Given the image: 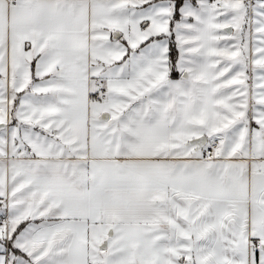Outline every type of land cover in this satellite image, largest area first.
I'll return each mask as SVG.
<instances>
[{"label":"snow or ice","instance_id":"6c2138e0","mask_svg":"<svg viewBox=\"0 0 264 264\" xmlns=\"http://www.w3.org/2000/svg\"><path fill=\"white\" fill-rule=\"evenodd\" d=\"M0 264H264V0H0Z\"/></svg>","mask_w":264,"mask_h":264}]
</instances>
